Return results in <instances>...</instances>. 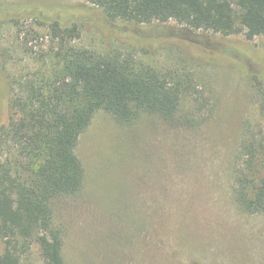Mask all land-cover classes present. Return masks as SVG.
Instances as JSON below:
<instances>
[{
	"label": "rangeland",
	"instance_id": "rangeland-1",
	"mask_svg": "<svg viewBox=\"0 0 264 264\" xmlns=\"http://www.w3.org/2000/svg\"><path fill=\"white\" fill-rule=\"evenodd\" d=\"M6 13L25 16L16 24ZM31 14L75 23L85 47L133 50L183 89L171 121L146 113L122 125L94 113L75 147L82 187L54 208L65 263L264 264V212L244 213L234 200L240 144L264 140V36L110 21L85 0H0L1 121L8 77L34 65L49 42ZM221 47L232 55L215 53ZM22 264H44L36 243Z\"/></svg>",
	"mask_w": 264,
	"mask_h": 264
},
{
	"label": "trees",
	"instance_id": "trees-1",
	"mask_svg": "<svg viewBox=\"0 0 264 264\" xmlns=\"http://www.w3.org/2000/svg\"><path fill=\"white\" fill-rule=\"evenodd\" d=\"M85 1L110 21L141 25L175 20L183 30L243 33L248 40L264 36V0ZM24 16L6 13L1 18L17 24ZM27 16L45 30L49 42L34 65L8 77V114L0 120V264H22L34 243L44 264H66L54 208L82 187L75 147L94 113L104 110L122 125L146 113L171 121L183 89L168 73L139 61L133 50L97 51L79 43L75 23ZM232 49L221 47L215 53L223 58ZM244 49L251 55L248 46L237 47L238 52ZM252 75V84L260 81ZM239 151L235 204L244 213L262 214L264 140L243 139Z\"/></svg>",
	"mask_w": 264,
	"mask_h": 264
}]
</instances>
